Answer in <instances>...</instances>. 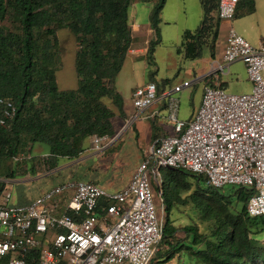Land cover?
Masks as SVG:
<instances>
[{"label":"trees","instance_id":"1","mask_svg":"<svg viewBox=\"0 0 264 264\" xmlns=\"http://www.w3.org/2000/svg\"><path fill=\"white\" fill-rule=\"evenodd\" d=\"M134 1L0 0V100L16 109L14 118L0 126V197L4 180L36 177L57 169L62 160L78 159L90 152L88 140L94 135L115 137L111 120L124 117L116 79L133 43L128 20ZM138 1L151 4L154 39L146 55L151 59L166 0ZM219 1L202 0L200 26L182 33L178 49L185 60L202 58L204 48L215 42ZM246 1L235 16L254 12L253 2ZM61 30L70 32L76 44L74 90H59L56 83ZM36 144L47 154L33 156ZM162 170V235L148 264H264V216L246 213L252 188H212L202 175ZM152 187L158 191L154 182ZM173 212L187 224L176 225Z\"/></svg>","mask_w":264,"mask_h":264},{"label":"built area","instance_id":"2","mask_svg":"<svg viewBox=\"0 0 264 264\" xmlns=\"http://www.w3.org/2000/svg\"><path fill=\"white\" fill-rule=\"evenodd\" d=\"M246 0H220L219 20L231 22ZM223 63L241 61L252 84L250 93L230 94L220 78L203 88L201 103L189 120L178 117L179 103L167 93V122L174 135L154 140L127 186L108 192L93 182L69 180L31 203H0V264H148L162 235L152 182L161 199L164 168L202 175L208 186H244L254 194L246 204L249 217L264 216V42L253 47L230 27ZM214 72V73H216ZM141 112L157 100V85L147 82L132 93ZM0 126L14 118L10 101L0 100ZM108 137H91V151H104ZM104 200L105 207L99 202Z\"/></svg>","mask_w":264,"mask_h":264},{"label":"rangeland","instance_id":"3","mask_svg":"<svg viewBox=\"0 0 264 264\" xmlns=\"http://www.w3.org/2000/svg\"><path fill=\"white\" fill-rule=\"evenodd\" d=\"M170 1L166 5L164 13L169 9ZM136 2L139 1L137 0L133 3ZM149 5L151 6L150 3ZM177 6L176 23L170 26H161L162 38L160 40H163V42L159 49H154L155 53H153L151 59L145 58L138 60L135 64L134 76L130 69V64H127L123 72L119 74L120 76L118 75L119 78H117L121 92H124L126 87L132 84V82L142 87L144 83L151 80L160 88L165 86L171 90H174L175 86L183 85L185 81L190 83L189 86L184 87L180 92L172 94V97L177 99L179 103L178 117L185 118L198 107L204 85L203 82H194L195 69L192 66L193 62L185 60L183 54L173 45V42L176 34H180L176 32V29L180 30L182 28L181 25L187 23L190 26L189 28L192 29L198 26V14L201 8L199 1L196 3L194 0H181L177 2ZM194 18L196 19L195 24L193 23L192 25ZM245 19L243 16H239L234 19L235 24L238 23L240 25ZM57 36L61 49V66L56 72L57 87L62 91L74 90L77 87L74 66L76 50L74 36L67 30L59 31ZM179 41L181 40L179 39ZM249 43L251 44V41ZM251 45L256 48L255 45ZM148 71H150L149 74H147ZM238 73V77L231 76L224 78L227 81L226 90L230 94H247L250 91L251 85L243 66ZM121 98L123 101L122 96ZM106 103L117 114L116 109L110 104V101L107 100ZM171 129L172 127L167 128L171 132L170 135H174L173 129ZM116 137L115 135L113 139ZM113 139L107 149L102 152L95 153L90 151L95 154L89 155V152L76 160H62L58 166L60 170L56 171L59 173L45 171L36 177H32L42 179L38 181L34 188L27 190L25 195L31 198L37 193V196H39L41 192L44 193L55 185L69 180L98 183L111 193L125 188L133 177L137 166L140 164V159L147 155L150 142L146 135H141L140 138H136L130 144L129 148L123 150L121 144L123 138L122 141L121 136L117 137L114 141ZM36 147L44 146L36 144ZM44 149L47 148L44 147ZM33 154H36L35 151H33ZM163 173V170H161V174ZM12 180L14 179L4 181L7 183ZM15 191L17 194L22 193L20 189H16ZM153 202L162 218L163 214L161 213L160 201L155 190ZM172 218L175 220L176 225L181 226L187 224V220L184 218L180 219V215H177L175 212H173ZM170 264H177V261L174 260Z\"/></svg>","mask_w":264,"mask_h":264},{"label":"crops","instance_id":"4","mask_svg":"<svg viewBox=\"0 0 264 264\" xmlns=\"http://www.w3.org/2000/svg\"><path fill=\"white\" fill-rule=\"evenodd\" d=\"M169 0H166L165 5L162 9L161 15H160V34H159V42L155 46L154 49H159L162 45L163 40H160L162 38V28L161 26H170L172 24H175L176 22V11H177V2H180L181 0H171L170 7L165 11V7L168 4ZM196 3L199 1L201 11L198 14V21L199 24L196 26L195 29L189 28L187 23L181 25V29H176V32L180 33L179 35L176 34V37L174 39V44L176 48H179L181 45V35L184 31H194L196 30L202 21L203 18V9H202V0H194ZM248 2V1H246ZM253 2L254 12L249 15H241L240 12L235 16V18L239 16H243L245 21H242L240 25L238 23L235 24V20L231 22L227 21H221L218 25V34L215 42L211 47H213V55L214 57H211L212 49L209 46H206L202 55V58L192 61V66L195 69L194 70V82H203L204 87L208 85L211 81L213 83L220 78V73H217L216 71H219V67H222L223 72L227 75L225 77H231V76H237L238 77V71H240L241 67L243 66L245 69L244 64L241 61L233 62L229 65H225L223 63V51L225 48V39L227 36V32L230 27H232L237 34L242 36L248 43L251 41V44L255 45L256 47H259L262 42H264V0H251ZM151 11V6L149 3L144 2H136L132 3L129 10V29L131 31V36L133 39V43L131 45V48L129 50L128 56L126 58V61L124 63V66L120 72V74L123 72L127 64H130V69L133 73H135V64L140 59L147 58V48L148 43L154 39L153 31L150 25L149 21V15ZM197 18V13H196ZM234 18V19H235ZM195 18L192 21L195 24ZM239 22V21H238ZM155 53V52H154ZM246 71V70H245ZM216 72V73H214ZM150 71H148L147 74H149ZM120 76V75H119ZM118 76V78H119ZM224 76L220 78V81L222 83L223 88L226 89L227 87V81L224 79ZM118 78L116 79V89L118 90L119 94L123 97V112L124 117H119L118 115H115L112 118V125L114 130L116 131V136H121L122 141V148L123 150L125 148H129L130 144L133 143V141L136 138H140L141 135H146L148 141L150 142V147L154 140L158 138H162L165 136H169L171 134L170 130H167V128H171L169 123L167 122V103L170 96H167V93L171 92L172 90L169 88L167 89L165 86L160 88L157 86V100L156 102L148 109H145L144 111H137L133 104H132V93L136 88H139L137 83L132 82V84L128 85L126 87V90L124 92H121L120 86L118 83ZM248 79V76H247ZM249 81V79H248ZM147 82H152L151 80ZM146 82V83H147ZM186 82V81H185ZM144 83V85L146 84ZM251 88L252 84L249 81ZM176 87V86H175ZM250 88V91H251ZM250 91L248 93H250ZM172 96V94H171ZM202 97V96H201ZM201 103V100H200ZM200 103L198 107L200 106ZM194 109L190 115H188L185 118L179 117L181 120H189L191 119L194 114L196 113L197 109ZM172 130V129H171ZM88 147L91 148V138L88 140ZM149 147V149H150ZM107 149V148H106ZM105 149V150H106ZM148 149V151H149ZM33 151H35L36 154H33ZM91 151V149H90ZM91 153V154H90ZM89 155L95 154L90 152ZM148 153V152H147ZM31 154L33 156H44L47 154V149H44V147H36L33 146L31 150ZM147 156V155H146ZM145 156V157H146ZM140 159V163L143 161V159ZM60 169L57 168L53 170V172L59 171ZM59 173V172H56ZM61 173V171H60ZM55 176V175H50ZM42 178H18L14 179L12 181H8L5 191L0 197V203L2 204L4 202V194L10 195V200L8 202L9 206H23L31 203L33 200H35L37 197L42 195L41 192L39 196L36 193L34 196L27 197L25 195L26 191L30 188H34L39 180ZM16 189H20L22 191L21 194L15 193ZM36 197V198H35Z\"/></svg>","mask_w":264,"mask_h":264},{"label":"water","instance_id":"5","mask_svg":"<svg viewBox=\"0 0 264 264\" xmlns=\"http://www.w3.org/2000/svg\"><path fill=\"white\" fill-rule=\"evenodd\" d=\"M117 137H118V136H117ZM117 137H116V138H117ZM116 138H115V139H116ZM115 139H113V141H114Z\"/></svg>","mask_w":264,"mask_h":264}]
</instances>
